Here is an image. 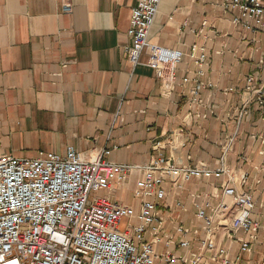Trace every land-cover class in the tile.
<instances>
[{
  "label": "crops",
  "instance_id": "crops-1",
  "mask_svg": "<svg viewBox=\"0 0 264 264\" xmlns=\"http://www.w3.org/2000/svg\"><path fill=\"white\" fill-rule=\"evenodd\" d=\"M71 1L73 11L65 14L59 0H0V156L64 157L70 146L91 157L111 149L105 159L119 165L164 158L180 167L224 168L252 196L258 227L219 232L216 244L227 249L230 264H264V107L258 104L264 29L234 25L223 0H161L149 40L184 54L166 97L144 66L146 55L133 68L123 52L136 0ZM192 51L205 55L202 67L190 59ZM138 178L114 181L94 197L138 213ZM223 181L192 179L179 190L164 184V232L177 242L181 226L191 240L175 255L189 261L197 254L205 239L197 207L208 201L211 215L218 203H229L221 196Z\"/></svg>",
  "mask_w": 264,
  "mask_h": 264
},
{
  "label": "built area",
  "instance_id": "built-area-1",
  "mask_svg": "<svg viewBox=\"0 0 264 264\" xmlns=\"http://www.w3.org/2000/svg\"><path fill=\"white\" fill-rule=\"evenodd\" d=\"M59 1L62 12L71 14L72 1ZM160 4L161 0H136L129 16L130 43L123 52L133 68L146 55L144 66L154 72L161 94L168 97L184 54L149 40ZM223 7L233 13L234 25L253 31L264 29V0H223ZM190 59L202 67L205 55L197 56L192 51ZM251 83L253 79L249 78L247 84ZM258 104L264 107L263 97ZM160 148L157 143L155 149ZM110 153L111 149H103L91 157L69 146L64 157L0 156V264H230L227 249L217 246L215 236L219 232L233 236L257 229L252 196L236 188L226 169L180 167L164 158L142 167L119 165L105 159ZM134 173L139 175L134 189V196L141 201L138 213L107 198L94 197L108 191L114 181L125 184ZM202 178H225L221 196L229 203L221 201L211 215L207 214L211 208L208 201L197 207L205 239L197 254L187 261L175 255V250L190 248L189 232L176 227L177 242L164 232L166 220L161 212L169 206L163 186L170 183L179 190L184 183ZM174 207L178 209L180 204ZM124 222L134 226L122 231ZM160 249L164 251L161 255Z\"/></svg>",
  "mask_w": 264,
  "mask_h": 264
},
{
  "label": "rangeland",
  "instance_id": "rangeland-1",
  "mask_svg": "<svg viewBox=\"0 0 264 264\" xmlns=\"http://www.w3.org/2000/svg\"><path fill=\"white\" fill-rule=\"evenodd\" d=\"M134 226V224L133 223H124L123 225H122V229H124V230H126V229H128L129 227H133ZM149 231H150V229H148V233H149ZM160 246H161V244H160ZM163 250H159L158 251V253H159V255H161V254H163Z\"/></svg>",
  "mask_w": 264,
  "mask_h": 264
}]
</instances>
